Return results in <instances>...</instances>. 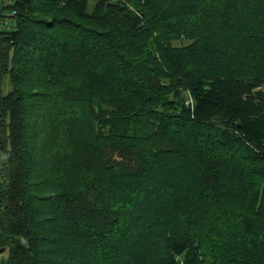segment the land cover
Wrapping results in <instances>:
<instances>
[{
	"label": "trees",
	"instance_id": "trees-1",
	"mask_svg": "<svg viewBox=\"0 0 264 264\" xmlns=\"http://www.w3.org/2000/svg\"><path fill=\"white\" fill-rule=\"evenodd\" d=\"M14 2L0 264H264V0Z\"/></svg>",
	"mask_w": 264,
	"mask_h": 264
},
{
	"label": "built area",
	"instance_id": "built-area-1",
	"mask_svg": "<svg viewBox=\"0 0 264 264\" xmlns=\"http://www.w3.org/2000/svg\"><path fill=\"white\" fill-rule=\"evenodd\" d=\"M15 0H0V28L3 26L9 27L10 20L13 15H15V10H7L9 5L14 4ZM190 102V101H189Z\"/></svg>",
	"mask_w": 264,
	"mask_h": 264
},
{
	"label": "rangeland",
	"instance_id": "rangeland-1",
	"mask_svg": "<svg viewBox=\"0 0 264 264\" xmlns=\"http://www.w3.org/2000/svg\"><path fill=\"white\" fill-rule=\"evenodd\" d=\"M115 1H124V0H115ZM93 3V2H92ZM91 3V7L93 6V4ZM89 8V7H88ZM9 88V84L7 83L6 85H5V90H7ZM188 98H187V101H191V103L193 102V99H192V96L190 95V94H188V96H187Z\"/></svg>",
	"mask_w": 264,
	"mask_h": 264
},
{
	"label": "water",
	"instance_id": "water-1",
	"mask_svg": "<svg viewBox=\"0 0 264 264\" xmlns=\"http://www.w3.org/2000/svg\"><path fill=\"white\" fill-rule=\"evenodd\" d=\"M1 252H3V249L1 250Z\"/></svg>",
	"mask_w": 264,
	"mask_h": 264
}]
</instances>
